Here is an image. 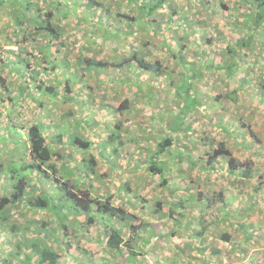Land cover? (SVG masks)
I'll return each mask as SVG.
<instances>
[{
    "label": "trees",
    "instance_id": "1",
    "mask_svg": "<svg viewBox=\"0 0 264 264\" xmlns=\"http://www.w3.org/2000/svg\"><path fill=\"white\" fill-rule=\"evenodd\" d=\"M84 1L85 9H95L96 5H98L102 13L100 16L104 19L108 18L110 27H106L102 18H99L101 24L100 28L103 30L102 36L111 41L113 39L119 41L118 46L121 50L118 52H122L117 55L118 57H114L113 60H97L95 57H83L81 60H78V57H66L62 60L60 53L62 50L66 49V40L72 38V33L70 31L73 30V25L78 26L80 24H88L89 22L83 19L80 14H77V6L80 4L79 0H27V4H24V0H0V22L2 21V16L7 18L6 25H4V27L3 24L0 25V31L4 34L0 37V104H6L5 106L8 107L9 110L13 106L15 111H17L18 107L24 105V99L32 97L33 91L38 94L40 99L39 107L41 108L44 107L45 101L51 98H53L51 101L47 100L48 103H51L53 100L59 102L60 98H64L63 104L70 103L74 105L73 98L69 97V94L73 92V97L78 96V94L87 91L88 87L86 86L89 84L76 73L79 72L78 67L84 64V72L90 73L89 77L95 78V81L98 80L99 90L101 91L102 89L101 96L104 97L108 91L117 93L115 98L113 97L111 99L109 97L103 99L100 108L107 106L105 108L111 109L109 113L113 111L114 113H118L117 116H119L118 118L120 119L123 114L133 112L134 106L128 94L131 93L133 88H139L145 84L143 79L145 73L149 74L151 79L162 77H166L169 80L171 79L172 73L167 71L168 58L166 57L171 55L176 59L177 64L182 66V75L187 77V81L184 82L185 79H183L182 83L179 84H175L174 82L170 83L169 86L173 89L174 93L173 101H166V98L161 95L160 98H162V101H160L158 93L151 91V88L155 86L154 83H148L146 87L148 89L145 88V91L143 90L145 93L143 98L144 101L148 99L152 101L153 99L151 98L153 97L157 99L155 105L151 102L153 107L159 106L160 102H165V108H172L174 105H177V109H180V113L177 117L178 122H182V120L186 119L188 116L195 117L197 109L201 105L203 106V100L201 97H198L199 94L195 92V89L199 87L201 78H204L202 74L204 68L209 70V74H220V76H223V71L221 70L225 68L229 70V77H232L235 76L234 74L237 72L236 59L238 57L240 60L242 59L244 61L248 59L252 54L253 47H255L257 43L261 48L263 47L262 52L264 51V44L260 39L264 36V17L261 16L262 13L260 12V9L264 6V0L238 1L239 5L242 6L245 11L242 14L243 19L233 22V24L236 25V27L232 29L231 38L233 39L227 43L225 52V55L230 56L231 63L226 67H221L215 63L211 65L204 63L197 65L195 61H193V63L186 62L185 58L187 56H184L186 53L183 51L185 45H181L178 47V50H175L173 45H171V43L173 44L174 42L173 37L170 41L162 40L164 44L161 48L165 52L163 58H145V56L138 52L141 44L138 42L139 39H136L135 36L145 31L151 33L150 31L151 26L154 25L153 23H162V21L158 22L159 19L156 16L157 12L162 10L165 6H171L174 0H116L117 3H113L117 4L116 7H119L117 9L111 2H105L106 0L104 2L98 0ZM186 1L189 2V0ZM47 2H49V6H44ZM204 4L206 5L203 8L207 9L209 6L206 0H201L199 5L201 6ZM221 6L226 7V4L221 3ZM121 8H126V12ZM32 9L35 10V14L30 16L29 12ZM129 9L130 11L132 9V14L127 12ZM182 10L184 9L182 8ZM170 11H172L171 15H184L185 18L178 16L179 19L188 20L187 11L184 10L179 12L178 8L173 6ZM196 13H194V11L191 12V14L194 15H196ZM92 25L95 28L93 23ZM123 25H125V28H123ZM236 35L240 37L234 39ZM3 39L4 45L1 47V40ZM74 39L76 42L74 45L71 44L72 51H75L82 43L77 38ZM133 39L138 43L130 44L129 46H131V49L128 50L125 46L129 44V42H132ZM150 42L151 41L144 43L143 47H149ZM11 46L16 47V51L4 49V47L10 48ZM124 48H126L125 51ZM200 50L201 49L198 51ZM262 52L259 50L257 57L261 56ZM201 53H198V55L196 53V57L200 58L198 56L199 54L201 55ZM246 64L249 66L253 65L251 61H247ZM110 68L115 70L130 69V79L126 82H120H124L121 86L122 89H120V83L116 81L110 83V81L103 79L104 77H102V74ZM20 70H27V73L20 72ZM243 71L244 70L241 68V72ZM16 72H19L23 78V86L18 89L16 88L17 90L14 88L16 82L12 83L8 77ZM47 72L56 83L64 80L63 91L55 86H47L44 81L42 82L39 80L41 73L46 74ZM240 73V76L236 79L239 83L237 86L239 85L240 87H234L223 94L218 93L215 96H210L208 99L206 97V103L209 106L212 104L213 107H221L222 109L230 105L235 106L237 99H239L241 95V91H243L241 90L243 88L242 85H245L241 78L245 76L244 74H248V72ZM71 81L75 82V85L78 81H81V83L85 82V84H78L74 91H72ZM253 81L254 80L246 81L248 82V87ZM36 82L37 84H35ZM34 84L37 88L36 90H34ZM261 84L262 85L257 89L261 94L258 95V97L264 99V90L262 89L264 83ZM148 86H150V88ZM95 91L91 86L90 98L93 97L95 99ZM76 106L79 107L78 105ZM191 109L192 111L196 110V112L187 116V114L190 113H186V111ZM76 110L78 111V109ZM76 110H68L64 115H61L60 125H55L50 122V126L58 128V135L55 137L54 141L48 139L44 125L41 122L37 123V121H33L26 127H17L16 125L18 124L15 125L13 131L15 136L17 135L16 140L18 144L23 143L25 157L24 159H20L19 162L15 161L14 155H16L15 152L17 151H15L16 148H14L13 156L10 159V165L6 168L4 163H0V183L3 182V186L5 187L3 188L8 190L7 195L0 198V222L6 224V229L8 230L17 231L21 229L24 236L20 238V240H17L15 249L19 253L22 251L25 253L29 250V254L25 253L27 257L37 253L39 255L40 264H43V262L53 263L58 257L64 259L65 264H70V258L73 259L72 262H77V264H87L85 259H91V263L94 264L95 261L92 260L90 256L92 253H90L88 247L82 249L83 247L81 245H77L79 252L77 255H73L72 253L69 255L68 253L70 249L75 247L74 244L76 240H78L76 241L77 243H81V232L87 231L90 233V230L95 225H98V229H101V231L99 230L100 233H98V245L104 242L106 251L104 255L105 258H103V260H105L102 261L101 264H109L110 262H115V264L146 263L145 248L151 245L153 241H156V247L161 242L160 237L163 236H158L153 228L149 229V231H145L142 228V222H137L139 216L126 209L123 202L125 199H122L121 196L117 194L115 196L110 193L113 188H117V193L122 192V190L132 193L133 186L129 180L122 183L120 186H116L112 179L108 183L109 186L106 188L105 196L98 195L94 192L95 185H84L81 183V181L89 179L90 173L94 176V180L98 182L114 174L110 171L121 165L123 148L129 140L126 139V132L118 126V118H113L114 121L118 122L117 124L114 123L112 125L111 123H106L105 127H103L104 131H108L106 136H110L111 140L109 143H105L106 146H104V148L102 146L98 147L96 146V141L92 140L89 136H82L80 133L82 129H86L85 131L89 130V127L92 125L91 123L96 122L93 117L89 115V108L86 109L87 113L85 116L82 115L83 111L78 112L80 114L76 115ZM233 117L238 118L240 115L236 113ZM40 118L42 117H39V119ZM64 119L66 120L64 121ZM74 119L76 121H73ZM10 120H13V118ZM67 120L72 121L69 123ZM13 124L15 123L13 122ZM228 124H231V122H228ZM190 126L192 127L190 128ZM245 127L246 125L239 124L235 130H224L226 132L224 134L230 137H232L233 134L241 136L242 142L236 143V145L258 159L257 156L260 155V150L264 148V140L258 133L254 132L253 129ZM24 128H26V133L22 134L21 129ZM195 130L194 124L187 125L185 129L179 125L176 132L164 134L161 141L155 143L153 149L149 150L148 158L146 160L143 158L140 166L135 165L130 171L131 174H140L139 171L142 168L146 170V175L151 177L150 181L154 184V188L159 187L160 189L167 188L170 190L169 193L172 198L169 197V203H166V205L169 206V212L164 213V211H162L164 202L158 201L157 207L154 208V213H158L161 219L164 217H173L174 222L187 226L185 229L186 233L184 231V234L182 233L177 236L176 232H172V238L177 236V239H182V241L179 240V243L185 245L187 242L184 238L186 235H189L194 243L187 244L194 246L196 253L207 251L206 247H199L204 242H209V240L217 242L218 240L220 246L223 244L230 247L228 251L229 254L226 252L224 256V252H222L219 247L218 249H212L209 256H219V258L227 259V256L231 257L233 252L236 251L239 254V250L245 248L246 245H244L243 242L240 244L237 243V240L246 239L249 240L250 243L257 241L258 227L247 222V220L244 221L246 216H250L256 211L255 204H252L245 210L243 207H237V212L233 213V210H231L229 206L232 200L229 195L232 193V190L227 187L225 189L215 187L214 184L216 185V181L219 180L220 177H235L236 181H239L238 183L244 182L246 179L255 180V183L253 182L254 191L259 194L264 191V173H258V169H255L257 166L255 161L249 159L241 161L240 158L233 155L229 150L228 141H225L223 138L219 141L215 136L208 135L205 131L203 132L205 136L203 141L206 149L201 153V156L193 157L194 153L192 149L194 150L195 148L192 147L190 151L187 149L183 150L181 148L183 139H179L178 137L183 133V138L188 139V137H191V135L195 133ZM87 132L90 133V131ZM248 133L251 134L252 142L247 140ZM64 137L65 139L63 140ZM133 140L134 143L139 144V139L134 138ZM64 141H66L64 144H70V150L67 151V153L63 150L56 149V145H61ZM8 142H12V140L9 139ZM116 143L117 145L114 146ZM145 145L146 144L143 142L141 146L144 147ZM109 146H112V148L110 151H107ZM142 147H138L140 152H143ZM145 148L147 149L148 145ZM95 149L97 151H95ZM76 153L81 154L82 160L79 161L75 167H69V164L65 165V163H63L64 160L69 158L76 160ZM95 153H98L97 160L94 155ZM100 159L101 161L107 160V166L110 165L108 170L104 171L103 169L102 171L99 168L98 160ZM169 161L171 162L169 163ZM182 164L188 165L190 169H196L198 175L196 176L197 178H194L193 175L190 174L186 175L183 168L179 169V172L177 171V179L181 178L192 185L189 194L184 193L180 195L177 191H173L174 181H178L176 179V173L174 174L173 167H180ZM16 168L19 170H16ZM83 169L85 173L82 172ZM76 170H79L82 175L77 176ZM117 172L118 170L116 173ZM75 174L76 177H78V179H75L77 181L76 183L71 179V176L74 177ZM201 177L204 179V184L200 182ZM6 180L9 181V186L11 188L5 184ZM212 181L215 189L212 186ZM46 185H50V189L54 191L53 193H55V196L57 195L53 199H64L62 202L65 201V203H67L65 207L61 206L59 209L57 206L50 207L52 198V196L50 198V195L52 193L49 191L50 189L47 191L43 189ZM200 186H203L201 192L196 194L195 190ZM118 197H120V204L118 202L116 203L115 200ZM174 198L176 199L173 200ZM197 207L201 208L199 217H196L193 213L194 209ZM20 208H22V210H20ZM16 209L20 211L24 220L28 222L25 226H22L14 219V210ZM209 210L219 213L220 216L217 217H221V219L219 218L221 223L228 224L232 218H236L235 220L237 221L233 223V226L236 225V229L234 230L235 233L233 234L226 230L222 232L219 231L217 234L215 233L217 236V240H215L213 230H217L214 228H216V224L219 221H208L204 219ZM40 211H46L48 218L44 216L45 220L42 219L43 221H38V219L28 214V212H32L37 215ZM69 216L73 218L76 216L77 219H74L72 222L68 220L67 223L69 224H67L64 220H67ZM49 219L55 222V228L51 227L52 225L50 223L52 221H47ZM195 220L199 221V225L194 228L193 222ZM72 223L73 225H70ZM99 223L101 225H99ZM34 224H41V227L34 230L35 227H31V225ZM145 224L151 226L150 223ZM32 230H34L36 236L29 237L28 233L32 232ZM60 230L64 231V238L62 237V239L68 240L70 244L66 246L63 245L61 249L62 255L59 256L58 251H53L56 250L53 248V243L58 241L57 247L60 246L59 243L61 241L57 239L58 236L56 235V232ZM172 231L174 230L172 229ZM38 232H42L44 236H39L37 234ZM51 232H54L55 235L50 234ZM77 234L79 235L76 236ZM75 238L77 239L75 240ZM43 242L51 243L52 245L47 247L43 245ZM37 243L43 247H38ZM29 246H32L33 250L29 249ZM153 252L152 255L154 257H152V259H156L157 254L154 255ZM181 252H183V250ZM15 255L18 256L20 254L16 253ZM115 255L118 258L117 263L113 257ZM108 257L112 258L109 259ZM162 257L163 255L161 251H159L158 259L162 261ZM29 258L32 259L31 257ZM248 258L249 259L240 258L239 264H260L264 262L261 261L257 263L256 254H252V256ZM195 259L198 260L199 258ZM234 260H236V258H231V260L227 262L228 264L238 263H233ZM205 264L211 263L206 262Z\"/></svg>",
    "mask_w": 264,
    "mask_h": 264
},
{
    "label": "rangeland",
    "instance_id": "2",
    "mask_svg": "<svg viewBox=\"0 0 264 264\" xmlns=\"http://www.w3.org/2000/svg\"><path fill=\"white\" fill-rule=\"evenodd\" d=\"M104 2L105 0H98ZM118 1V0H117ZM116 0H106L107 3H112L114 7L117 6V4H114L113 2H116ZM239 0H206L208 3V8L204 5H199L201 0H189L187 2L186 0H174L171 6H165L162 10L157 12V18L159 21H162V23H153L154 25L151 26V33L143 32L142 34H138L135 36L136 39H139V43L141 46L138 49V52L141 53V55L145 56V58L151 59H157V58H163L165 55V52L161 48L164 44L162 40L170 41V39L173 37L174 42L173 48L175 50H178V47L181 45H185L183 51L186 53L184 56H187L185 58L186 62L195 63L197 65L204 63V64H217L221 67H226L228 64L231 63V59L229 55H225L226 49H227V43L232 40V29L236 27L233 22L240 21L243 19L242 14L244 13V9L242 6L238 3ZM24 4H27V0H24ZM80 3V4H79ZM79 5L77 6L78 12L77 14H80L83 19L88 20V24H80V25H73V30L70 32L72 33V38H69L66 40V49L62 50L60 53V56L63 59L66 57H78V60L83 59V57H95L97 60H113L114 57H118L117 55L122 52H118L121 50V48L118 46L119 41L117 40H108L103 38V30L101 27V24L99 22L101 10L98 5H96L95 9H85L84 0H79ZM221 3H225L226 7L221 6ZM44 6H49V2L44 4ZM172 6L177 7L179 12L187 11L188 20L185 19H179L178 16L185 18L184 15L174 14L171 15ZM119 7H116V9ZM136 9L135 7H133ZM182 8L184 10H182ZM126 12V8H121ZM132 11V9H131ZM127 11L128 13L132 14V12ZM196 13V15L191 14V12ZM259 12V11H258ZM260 12L262 13V17H264V6L260 9ZM30 16H33L35 14V10L32 9L29 12ZM171 17V18H170ZM0 25L3 24L6 25L7 18L5 16H2ZM102 21L105 23L106 27H110V24L108 22V18L104 19L102 18ZM108 22V23H107ZM92 23L94 24L95 28L93 27ZM123 28H125V25H123ZM3 32L0 31V37L3 36ZM240 37L239 35H236L234 39H237ZM77 38L82 43L79 45V47L75 50H71V44L74 45L76 41H74ZM258 38V37H257ZM261 41H263L264 44V36L260 38ZM257 40V39H256ZM149 47L144 48L143 44L149 42ZM209 41V42H207ZM133 39L132 42H129V44H126V48L128 50L131 49L130 44L138 43ZM257 43V42H256ZM262 43V42H261ZM86 46H85V45ZM4 45V39L1 40V47ZM83 45V46H82ZM260 46L258 43L253 47L252 54L248 59L240 60L239 57L236 59L237 67H236V73L235 76L229 77V70L223 68V76H220V74L212 75L209 74V70L204 68L202 71L203 77L199 81V87L195 89V92H198V97L202 98L203 100V106L201 105L197 109V114L195 117H189L188 115H191V113H195L196 110H187V118L182 120V122H178V115L180 113V109H177V105H174L172 108H165L166 104L165 102H160L159 106L153 107L151 105V102L153 105L157 103V99L146 100L144 101V92L145 88L147 87L148 83H154L155 86L151 88V91L158 93V97L160 98V95L166 98V101H173L174 99V93L173 89L170 88V83L174 82L175 84L182 83L183 79L184 82H186L187 77H184L182 75L183 68L181 65L177 64V61L175 58H173L171 55L166 56L168 58V72L172 73L171 79H167L166 77L162 78H150L149 74H144L143 79L145 84L142 85V87L139 88H133L131 93L128 94L130 96V100L133 103V112L131 113H125L123 116L119 119L117 116L118 113H112L111 109L101 107L100 105L102 103L103 99L107 98H115L117 96V93L113 91H108V93L103 97L101 96V91L99 90V84L97 81H95V78H90L88 72H84L85 65L82 64V66H79V72H76L77 75L81 76L83 80L87 81L89 84L86 86L87 91H84L83 93L78 94V96L73 97L72 94H69V97L73 98L74 105L67 103L63 104L62 102L65 100L64 98H60L59 102L53 100L51 103H48L47 100L51 101V99H47L45 102V105L43 108L39 107L40 105V99L38 97V94L32 91V97H29L28 99H24L23 102L24 105H21L18 107V110L15 111V108L13 106L10 108L6 107V104H0V163L5 164L6 168L8 165H10V159L13 156V149L16 148L14 159L15 161L19 162L20 159H24L25 157V151L23 152L24 146L23 143H19L16 140L15 133L13 129L15 128V125L17 127L23 126L26 127L27 125H30L33 121L41 122L44 125V129L46 132V135L50 141H54L55 137L58 135V128L50 126V122L54 123L55 125H60L61 122V115H64L68 110L69 111H75L76 115L80 114L78 112H82V115H86V109L89 108V115H91L96 121L95 123L92 122L91 126L89 127L90 133L85 131L86 129H82L80 131L82 136H89L92 140L96 141V146L100 147L106 146L105 143H109L110 136H106L108 134V131H104L103 127H105L106 123H111L112 125L114 123H118L114 121L113 118L117 117L119 120L118 126L125 130L126 132V139H129L126 144L124 145L123 150V159H121V165L117 166L118 172L116 173V169L109 170L110 172L114 173L111 177L106 178L105 180H101L98 182L97 180H94V176L92 173H90L89 178L91 179H85L81 181L82 184H93L95 185L94 192L98 195H104L106 192V188H108V183L113 179L116 186H120L122 183L129 180L131 185L133 186V192L128 193L125 190H122V192L117 193V188H113V190L110 192L111 194H114L116 196H121L123 200L126 209L130 212H134L135 215L139 216V219L137 222H142V228L145 231H149V229H154L155 233L160 237L161 242L155 247L156 241L152 242V245L147 246V251L145 254L147 257H145L146 263L143 264H205L206 262L211 264H228L227 261L231 260V258H236L233 263L239 264L240 258L249 259L248 257L252 256V254H256L257 263H260L261 261H264V191L257 194L254 191V184L255 180L246 179L244 182L236 181L235 177H220L219 180L216 181V185L212 183V186L214 184L215 187H220L225 189L226 187L232 190V193L229 195L230 199V208L233 210V213H236L237 207H243V209H247L252 204H255V212L252 215H248L244 218V221L247 220V222L252 223L256 225L257 228V241H253L254 243H250L249 240L241 239L237 240V243L243 242L245 248H241L238 252H233L231 257L227 256V259L225 258H219L218 257H211L209 256L212 249H218L220 247L221 251L224 252L223 255L225 256V253L229 251L230 247L226 245L217 246L213 240H209L204 242L199 247H206L207 251L202 253H196L194 250V246L188 245L194 243L193 239H190L189 235L185 236V241L187 242L185 245L182 243H179V240L182 241V239H177L176 237L179 234H184V231L187 226H183L181 223L174 222L173 217H164L161 219L160 215L158 213H154V208L157 207V202H164V206L162 207V211L165 213L169 212V206L166 205V203H169V197H170V190L167 188L160 189L159 187L154 188V184L152 181H150L151 177H148L146 175V170L142 169L139 171L140 174H131L130 169L134 167L135 165H139L141 163V160L144 158L145 160L148 158V152L149 150L153 149L155 146V143H158L161 141L162 137L166 133H173L176 132V129H178L179 125L182 126L183 129L187 127V125L194 124V128H196L195 133L191 135V137H188V139L183 138L184 134L181 133L179 135V139L182 140L181 148L191 150L192 147L195 148L192 149L194 156L193 157H199L201 156V153L205 151L204 146V134L203 132H207L208 135L215 136L216 139L223 138L225 141H228L227 144L229 146V150L233 155L240 158L241 161H245L246 159L255 161L257 166L255 169H258V173H264V148L260 150V155L257 156L258 159H256L255 156H252V154L248 153L246 150H243L240 146H237L236 143H241L242 139L241 136H238V134H233L232 137L227 136L224 130H235L239 124L246 125L245 128L250 127V129H253L254 132L258 133L261 138L264 140V99L259 98L258 95H261L258 92V88L261 83H264V51L263 47L259 48ZM124 48V51L126 50ZM5 50H15L16 47L11 46L10 48H5ZM201 49L200 51H198ZM259 50L262 52L261 56H258ZM202 51V53H201ZM196 53L199 54L197 58ZM247 61H251L253 63L252 66H249L246 64ZM241 68L244 70L245 76L241 79H243V82L245 85H242L243 88L241 90V95L239 96V99H237V102L235 103V106L230 105L226 108L221 107H213L209 106L206 103V97L215 96L218 93H225L229 91L232 88L240 87L237 86L238 77L240 76L239 73L241 72ZM129 68L127 69H113L110 68L108 71H106L104 74H102V77H104V80L110 81H116L117 83H120L122 81L126 82L130 79L129 75ZM220 71V72H221ZM20 72H26L27 70L23 71L20 70ZM239 72V73H238ZM241 72V73H243ZM174 73V74H173ZM216 73V72H215ZM240 73V74H241ZM75 74V73H74ZM250 74V75H249ZM70 76V73H69ZM9 80L12 81V83H15V89L20 88L23 86V78L19 72L13 73L8 76ZM71 77V76H70ZM39 80L42 82L44 81L47 86L57 87L59 90L63 91L64 87V80H61L59 83H56L55 80L51 79V76L48 74L41 73L39 76ZM73 80V79H72ZM94 80V81H93ZM254 80L251 82V85L248 87V82ZM75 81V80H74ZM150 81V82H149ZM123 82V83H124ZM147 82V83H146ZM81 81H78L75 85V82L71 81V88L72 91L80 84ZM120 83V89H122V84ZM37 84V82L35 83ZM34 84V90H36V86ZM85 82L81 83V85H84ZM146 85V86H145ZM91 86L93 88L95 99L91 96ZM150 88V86H148ZM262 88V87H261ZM16 89V90H17ZM148 89V88H146ZM264 90V85L263 88ZM167 91V92H166ZM65 92V91H64ZM104 93V92H103ZM77 94V93H76ZM127 94V92H126ZM264 96V95H263ZM254 97V98H253ZM259 98V100H258ZM261 100V101H260ZM61 101V102H60ZM110 101V100H108ZM160 101H162V98H160ZM91 102V103H89ZM22 103V102H21ZM22 103V104H23ZM62 103V104H61ZM78 105L79 107H77ZM8 106V105H7ZM171 106V105H170ZM44 110V111H43ZM55 111V112H54ZM42 112V113H41ZM238 113L240 117L234 118L233 115ZM116 114V115H115ZM42 115V116H40ZM39 117H42L39 119ZM13 118V120H10ZM17 118V119H16ZM39 119V120H38ZM66 119H64L65 121ZM69 123H71L72 120H67ZM73 121H76L75 119ZM13 122L15 124H13ZM228 122H231V124H228ZM192 126H190L191 128ZM113 128V127H112ZM114 129V128H113ZM21 133H26V128L21 129ZM100 134V135H97ZM98 136V137H97ZM227 136V137H226ZM101 138V139H100ZM139 139V144L134 143L133 139ZM11 139L12 142H8V140ZM65 137L63 138V140ZM132 139V141H131ZM24 140V139H23ZM247 140L249 142H252L251 134H247ZM64 141L61 145H56L57 150H63L67 153V151L70 150V144L66 143ZM104 142V143H103ZM146 144L144 147H142V143ZM117 145L114 144V146ZM148 145V148L145 147ZM138 147L143 148V152L139 151ZM112 146H109L107 148V151H110ZM182 150V151H183ZM95 151H97L95 149ZM253 151V150H252ZM97 154L95 153L96 160ZM93 155V154H92ZM76 160L69 158L63 161L65 165L69 164V167H75L79 161L82 160V156L80 153H76ZM107 160L99 162V168L103 171H106L109 169V166H107ZM171 161H169L170 163ZM185 163V162H184ZM187 164V163H186ZM182 164V166H176L173 167L174 174L176 173V179H177V173L179 172V169L183 168L185 170L186 175H193L194 178H197L198 175L196 169H190L188 165ZM220 167V166H219ZM16 170H19L16 168ZM178 171V172H177ZM82 172L85 173V170L83 169ZM111 173V174H112ZM76 174H80L79 170H76ZM81 175V174H80ZM144 175V176H141ZM6 177V175H5ZM199 177V176H198ZM72 181L75 183L77 182L75 179H78V177L71 176ZM5 180V179H4ZM178 181H174L173 184V191H177L180 195L184 193H190L192 185L190 183H187L186 180H183L181 178L177 179ZM204 179L202 177L200 178V182L204 184ZM238 180V179H237ZM149 181V182H148ZM148 182V184H147ZM35 183V182H34ZM152 183V184H151ZM5 184L9 186V181L6 180ZM4 183H0V198L4 195H7L8 190L4 189L3 186ZM35 185V184H34ZM213 186V188H214ZM4 187V188H3ZM203 186H200L198 189L195 190V193L198 194L201 192V188ZM9 188H11L9 186ZM212 188V187H210ZM46 191L50 189V185H46L43 187ZM215 189V188H214ZM52 194L50 195L51 201H50V207L57 206L59 207H65L67 203L62 202L64 199H53L55 198V193L52 189L49 190ZM172 198V197H170ZM174 198L173 200H175ZM116 203L120 202V197L116 198ZM72 204V201H71ZM170 205V204H169ZM22 210V208H20ZM201 208L197 207L194 209V215L196 217H199ZM235 211V212H234ZM29 216H32L33 218H38V221L41 218L47 217L46 211H40L37 213L28 212ZM73 215V214H71ZM45 216V217H44ZM218 212L214 211H208L205 215V220H216L219 221L216 224V231H214L217 234L219 231H228L231 233H235L236 225L233 226V223H235L237 220L236 218H232L230 222L227 223H221V217ZM48 218V217H47ZM46 218V219H47ZM220 218V219H219ZM242 218V217H241ZM14 219L17 220L20 224L22 222H27L24 220V217L20 214V211L18 209L14 210ZM76 220L77 217L74 216V218L69 216L67 221L72 222L73 220ZM80 220V218H79ZM47 221H52V219H49ZM240 221V220H239ZM145 223H150L151 226L146 225ZM176 223V224H175ZM202 223V222H201ZM54 227L55 222L52 221L50 223ZM69 224V223H67ZM75 224V223H74ZM181 224V225H180ZM232 224V225H231ZM70 225H73L70 224ZM99 225H101L99 223ZM199 225V221L195 220L193 222L194 228ZM219 225V226H218ZM231 225V226H230ZM6 224L0 222V264H40L39 262V255L33 254L30 259L25 255L29 254L30 251L27 250L25 253L18 252L15 249V245H17V240H20L22 238L23 232L21 229L15 231V230H8L6 229ZM218 226V227H217ZM31 227H35L34 229H37L40 227V224H34ZM184 228V229H181ZM172 229L174 231H172ZM98 229V225H95L90 230V233L87 231H83L84 234H86L88 237H94L96 238L97 234L100 233ZM60 232V231H59ZM56 232V235L59 233ZM176 232V237H171V233ZM62 232H60L61 235ZM186 233V231H185ZM29 237L36 236V233L34 231L28 233ZM27 234V235H28ZM39 236H44L42 232L37 233ZM50 234L55 235L54 232H51ZM82 234V233H81ZM77 234L76 236H78ZM238 235V233H237ZM68 237V236H66ZM72 237V236H69ZM241 237V235H240ZM64 238V237H63ZM59 240V238H57ZM99 239V238H98ZM156 239V238H155ZM211 239V238H210ZM215 240H217V236L215 235ZM36 241V240H35ZM45 241V240H44ZM193 241V242H192ZM58 241H55L53 243V248H55V251H58L59 256L62 255L61 248L63 245H67V243H70L68 240H63L60 242V246L57 247ZM218 243V242H217ZM38 244V247H43ZM43 245L50 247L52 245L51 243L43 242ZM37 246V245H35ZM104 242L100 243L98 245V251H97V261L94 262V264H101L106 254L105 248H104ZM57 247V248H56ZM94 248V246H91ZM217 247V248H215ZM29 249L33 250L32 246L28 247ZM52 248V247H51ZM90 248V247H88ZM157 248V249H156ZM154 250V252H153ZM183 250V252H181ZM242 250V251H241ZM159 251H161L163 255L162 261L158 259ZM152 252L154 255L157 254L156 259H152ZM18 253L20 255L16 256L15 254ZM79 252H73V255H77ZM70 255V253H68ZM229 254V253H228ZM116 263H117V256H113ZM154 257V256H153ZM70 258V257H69ZM109 258V257H108ZM112 258V257H111ZM109 258V259H111ZM195 258H199L196 260ZM75 259V258H74ZM87 261V264H92L91 259H85ZM154 260V261H153ZM217 260V261H216ZM70 264H77V262H72L73 259H69ZM149 261V262H148ZM216 261V262H215ZM264 264V262H262ZM260 263V264H262ZM43 264H65V260L58 257L54 262H43ZM109 264H115V262H110ZM127 264V263H125ZM243 264V263H242Z\"/></svg>",
    "mask_w": 264,
    "mask_h": 264
},
{
    "label": "crops",
    "instance_id": "3",
    "mask_svg": "<svg viewBox=\"0 0 264 264\" xmlns=\"http://www.w3.org/2000/svg\"><path fill=\"white\" fill-rule=\"evenodd\" d=\"M80 174H81V172H80ZM80 174H77V176H80ZM82 175V174H81ZM75 177H76V174H75ZM89 179H91V178H89ZM149 182V181H148ZM148 182H147V184H148ZM165 213V212H164ZM38 219V218H37ZM42 219H44L45 220V218H41L40 220H42ZM39 220V219H38ZM43 221V220H42ZM28 222H22L21 223V225L22 226H25L26 224H27ZM38 225V224H37ZM41 225V224H40ZM32 226V225H31ZM55 224H54V227L53 228H55ZM41 227V226H40ZM39 227V228H40ZM51 228V227H50ZM34 230H36V229H34ZM34 230H32V231H34ZM60 232H62L61 233V235H60ZM60 232L57 234V236H58V238H59V240L62 242L63 241V239H62V237H63V235H64V231H62V230H60ZM82 234H80L81 236H82V241H81V243H77L76 241H78V240H76L77 238H75V247L74 248H72V249H70V254L72 253L73 254V252L75 251H77L78 252V249H77V245H81L83 248L82 249H86L87 247H90L89 248V250H90V253H92L93 254V256H92V254L90 255L91 256V258H92V260L93 261H97V251H98V238H99V236H98V234L96 235L97 237L96 238H94V237H88L86 234H84L83 232H81ZM59 241V242H60ZM217 242H218V240H217ZM215 243L216 245H219L220 246V243L218 242V243ZM71 243H73V242H71ZM67 244H70V243H67ZM156 244V243H155ZM152 245V244H151ZM64 246H66V244L64 245ZM91 246H94V248H92ZM62 249V248H61ZM146 251H147V247L145 248V254H147L146 253ZM62 253V252H61ZM147 257V256H146ZM152 257H153V255H152ZM98 264V263H97Z\"/></svg>",
    "mask_w": 264,
    "mask_h": 264
}]
</instances>
